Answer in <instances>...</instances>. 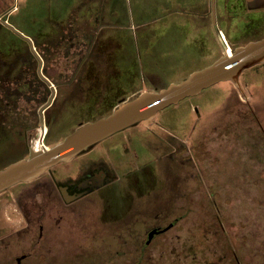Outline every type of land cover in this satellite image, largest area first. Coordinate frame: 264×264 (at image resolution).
Here are the masks:
<instances>
[{
  "label": "rangeland",
  "instance_id": "1",
  "mask_svg": "<svg viewBox=\"0 0 264 264\" xmlns=\"http://www.w3.org/2000/svg\"><path fill=\"white\" fill-rule=\"evenodd\" d=\"M213 1L215 12L202 18L158 6L159 20L137 26L129 12L122 14L128 27L107 31L115 43L111 68L137 79L134 87L123 81L126 92L162 88L209 66L222 55L221 35L232 48L239 30L249 31L241 45L264 37V0H247L238 10L247 12L246 19L233 13L242 0ZM10 29L0 30V74L20 73L29 47L36 70L39 59L24 30ZM65 51L66 58H82L69 54L68 46ZM74 67L48 65L57 88L53 110L59 109L47 139L51 146L111 113L123 96L107 78L99 87L72 80ZM32 81L31 95L22 87L4 98L16 107L0 122V169L27 153L23 143L28 138L31 144L40 128L39 111L51 89ZM240 83L242 90L220 81L133 126L131 139H105L42 179L0 192V264H264V63L245 69ZM99 158L118 163L119 181L91 201L48 204L59 177L80 174ZM153 227L157 235L150 239Z\"/></svg>",
  "mask_w": 264,
  "mask_h": 264
},
{
  "label": "water",
  "instance_id": "2",
  "mask_svg": "<svg viewBox=\"0 0 264 264\" xmlns=\"http://www.w3.org/2000/svg\"><path fill=\"white\" fill-rule=\"evenodd\" d=\"M5 24L14 29L8 22L5 21ZM25 39L29 41L32 51L40 61V75L50 83L49 78L41 72L43 60L32 38L25 36ZM223 43L224 53L209 66L194 71L181 82L170 83L162 88L144 90L132 98L121 99L111 113L80 124L64 139L52 146L37 145L43 130L41 128L29 147L28 157L12 161L0 169V192L19 183L36 180L52 167L72 161L76 156L88 151L103 140L141 121L154 119L160 110L177 104L187 97L196 96L220 81L232 82L242 90L240 76L243 71L264 63V37L250 40L234 49H230L226 42ZM55 95L56 89L53 86L48 101L40 109L41 112L53 102ZM62 191L64 196L70 199L66 189ZM155 232L156 229L150 231V239Z\"/></svg>",
  "mask_w": 264,
  "mask_h": 264
},
{
  "label": "crops",
  "instance_id": "3",
  "mask_svg": "<svg viewBox=\"0 0 264 264\" xmlns=\"http://www.w3.org/2000/svg\"><path fill=\"white\" fill-rule=\"evenodd\" d=\"M241 2L243 4L239 6H247V0ZM158 6H166L176 14L187 13L201 18L210 14L212 9L215 12L213 0H0V30L10 29L5 24L6 21L15 29L24 30V34L33 41L34 38L41 40L55 35L60 43V40H64L63 31L73 29L75 37L66 47L68 46L72 56L78 54L82 57L77 63H74L75 58L70 59V55L67 58V65L71 63L72 67L75 66L73 76L81 71L86 61L95 71V75L131 76L111 68L112 44L115 43L107 30L115 27L127 28V22H122L121 18L122 14L128 12L131 15L130 20L136 21L137 26L150 21L154 23L161 16L156 13ZM17 13L21 16H15ZM28 30L35 31L29 33ZM59 32L62 36L57 35ZM153 33L158 36V30ZM62 44L65 45V42ZM11 52V58L15 57L16 48L11 49ZM0 55L5 56L1 50ZM64 58L60 59L61 66ZM10 59L7 57V60ZM136 91L139 92V88L131 90L130 93Z\"/></svg>",
  "mask_w": 264,
  "mask_h": 264
},
{
  "label": "flooded vegetation",
  "instance_id": "4",
  "mask_svg": "<svg viewBox=\"0 0 264 264\" xmlns=\"http://www.w3.org/2000/svg\"><path fill=\"white\" fill-rule=\"evenodd\" d=\"M240 8L238 10H241V9H245L246 6H239ZM234 11L233 13L235 15H237L238 17H240V19H246L247 17V12L245 10H242V11ZM232 13V12H231ZM242 35L240 36H237L238 38H236L237 42L235 41L236 43V46H234L233 48L227 44L229 46L230 49H234L235 47L241 45V39L242 37L246 36L247 32L243 33L241 30H239ZM222 42H221V46H222V54L224 53V43L223 42H226L228 43L227 41L229 40L228 38V35L224 38L222 35ZM34 42V41H33ZM247 43V42H246ZM35 46V44H34ZM36 48V46H35ZM37 50V48H36ZM28 51L31 52L30 50V47L28 48ZM27 53L26 54V59L24 60V62L22 63V66L21 69H20V73L18 74H11L9 76H5V74H0V91L2 92H8V94H12L14 92V90H20L22 87H24V93L31 95V92L33 91V85L30 84L31 83V78L32 77H36V79H40L41 81H43L45 84L43 85L45 88L49 87L51 89V92H52V87H53V82L50 81V83L45 80L39 73V63L40 61L38 62V66L36 68V70H34V68H32V57H31V54ZM38 52V50H37ZM39 53V52H38ZM17 54V53H16ZM40 54V53H39ZM41 56V55H40ZM16 57V56H15ZM42 60H43V65H42V68H41V72L42 74L49 78L47 75H46V61L45 59L41 56ZM16 61V59H14ZM17 60H20L19 57H17ZM14 64H12V70L15 69V66ZM13 72V71H12ZM75 77V76H73ZM122 76H118V75H115V76H110V77H107L108 81L110 80L111 82H116L117 84H119V88H123L125 87V85H123V81H125L126 85L128 87H134L135 86V82H136V76H124L123 78H126L125 79H122V82H120V78ZM50 80V79H49ZM40 83V81H39ZM41 84V83H40ZM51 84V85H50ZM35 86V84H34ZM42 86V84H41ZM55 87V86H54ZM156 88H160V87H154V89ZM56 91H57V88H55ZM125 90V88H123ZM142 88L139 87V92H133V93H130L129 94H123V96H119V98L116 100V105L120 102L121 99L123 98H132L133 96L137 95L138 93H140ZM12 92V93H11ZM136 93V94H134ZM134 94V95H132ZM55 98H56V95H55ZM55 98L53 99V102L45 107L43 109V111H39V118H40V128L38 129V131L42 128V143L39 142V138H38V146H43V145H46V146H51L47 143V139H48V136L50 134V131L52 129V126L53 124L55 123L56 121V118L58 116V113H59V109L57 111H54L53 109V105H54V102H55ZM49 99V98H48ZM48 101V100H47ZM46 101V102H47ZM45 102V103H46ZM10 103V102H8ZM43 103V105L45 104ZM41 105V107L43 106ZM115 105V106H116ZM41 109V108H40ZM153 120V119H152ZM152 120H147V121H152ZM0 122H2L0 120ZM141 122H145V121H141ZM141 122L137 123L136 125L134 126H137L139 125ZM147 124H145L146 126ZM31 127L29 125V123L23 128V132H24V136L27 135V133L29 131H31ZM132 127L128 128V129H125L124 131H121L109 138H107L106 140L108 139H112L113 137L117 136V135H122V138L123 139H128L130 138L131 139V135H130V131H128L129 129H132ZM146 128L150 129L151 127L150 126H147ZM38 131L35 133V135L38 133ZM35 135L33 136V139L35 137ZM168 135H173L171 133H168ZM159 138L161 139V136H159ZM33 139H32V143H33ZM40 139V140H41ZM166 140V138H165ZM23 140H21L22 142ZM28 141V138L25 140V142L23 143L25 147H27V153L24 154V156L20 157L19 159L21 158H24V157H28L29 155V147L30 145L32 144H26V142ZM40 143V144H39ZM94 147V146H93ZM92 147V148H93ZM91 150V149H89ZM88 150V151H89ZM126 150H129L128 147L126 148ZM86 151V152H88ZM85 153V152H83ZM81 153V154H83ZM27 154V155H26ZM81 154H79L78 156H80ZM76 156L72 161L70 162H67V163H71L73 162L74 160H76V158L78 157ZM121 164V162H119ZM8 164V163H7ZM6 164V165H7ZM5 165V166H6ZM123 165V163L121 164ZM4 166V167H5ZM57 166V165H56ZM54 166V167H56ZM52 167L51 169L47 170L44 174H42L39 178H37L36 180L32 181V182H25V183H33L39 179H42L45 175H47L48 173H50V171L54 168ZM118 163L116 161H113L112 159L109 158V160H105V158H99V159H96V160H93L90 162V166L87 167V168H84L82 167L81 169H83L80 174H77L75 176H67V177H59L61 178V180H58L54 185H53V189H51V191L48 192V196L51 200L50 203H48L50 206L53 204L54 206H58V205H71L72 203H75L77 201H91L93 199V195L96 194V192H98L100 194L101 190L103 189H106L108 188L109 186H111L112 184L116 183L117 181H119V175H118ZM56 176V175H55ZM51 179H54V176H49ZM50 179V181H51ZM60 183V184H58ZM21 184V183H19ZM58 184V185H57ZM18 185V184H17ZM16 186V185H15ZM66 189L68 195L70 196V199H67L64 194H63V191L62 189ZM55 193L56 195H58L57 197H55ZM92 195V196H91ZM32 198V197H31ZM50 210V208L46 207L44 213H45V216H46V213L47 211ZM27 219V218H26ZM45 219V218H44ZM28 220V224H27V227L28 228H31V221L29 219ZM2 222V220H1ZM31 224V225H30ZM42 226H43V222H42ZM153 229H156L155 227H153L151 229V231ZM42 230V228H41ZM159 233V232H158ZM157 235V234H155Z\"/></svg>",
  "mask_w": 264,
  "mask_h": 264
},
{
  "label": "trees",
  "instance_id": "5",
  "mask_svg": "<svg viewBox=\"0 0 264 264\" xmlns=\"http://www.w3.org/2000/svg\"><path fill=\"white\" fill-rule=\"evenodd\" d=\"M63 33L64 34H62V35H64V40L63 41H61L60 40V43H58V38L54 35V36H49V37H46V38H44V39H35L34 38V43H35V46H36V48H37V50H38V52L41 54V56L45 59V61H46V70H47V72H48V65L50 64V63H57V65H60L61 66V64L59 63L60 62V59L62 58V57H65L67 54H66V51H65V48H64V46H66V45H68V44H70V43H72V41H73V38L75 37V34H74V31H73V29H65L64 31H63ZM58 36H62L61 35V32H59L58 34H57ZM61 38V37H60ZM59 38V39H60ZM62 42H65V45H63L62 44ZM73 45V44H72ZM75 46V45H74ZM29 52L30 51H28V54H29ZM30 54H31V52H30ZM63 55H65V56H63ZM69 56V55H68ZM31 57H32V59H34V57L32 56V54H31ZM35 61H36V59H34ZM87 63H85L84 64V66L82 67V69H81V71H79L78 72V74L77 75H75V77L72 79V80H74V79H76V78H78V81H79V83H81V82H90V84H91V82H94L95 84H96V87H99L100 85V83L101 82H99L102 78H107V77H104V76H101V75H95V71H93L92 70V68H90L88 65H89V63H88V61H86ZM33 63V62H32ZM69 62H68V60H67V58L65 57L64 58V64H68ZM76 63H77V61H76ZM61 67H63V64H62V66ZM47 72H46V75H47ZM96 74H97V72H96ZM50 75V74H49ZM49 75H47L48 77H50ZM31 80V83L30 84H32L33 86H34V83H33V81H32V78L30 79ZM38 81H40V83L42 84V85H44L45 83L43 82V81H41L39 78H38ZM103 81V80H102ZM108 83H109V81H108ZM107 83V84H108ZM89 84V85H90ZM111 85H112V87L114 88L115 86H117L118 84L116 83V82H111ZM59 86H62V84L60 83L59 84ZM120 87H122V86H120ZM49 88V87H48ZM47 88V89H48ZM124 88V87H123ZM123 88H119V89H117V90H121V92H123V94H128L129 93V91L128 92H126ZM88 90V91H87ZM86 91L87 92H89V93H92V91H98V88H96V89H91V88H89L88 89V87H87V89H86ZM95 92V93H96ZM120 92V93H121ZM116 94H118V93H116ZM8 95L9 94H7V92H2V91H0V120L3 122L6 118H7V116H6V114L8 115V116H10V109H15L14 108V106H15V104L14 103H11V100H10V104L8 103V102H4V98H5V96H7L8 97ZM119 95H121V94H119ZM98 101H101L100 99L98 100ZM115 102V101H114ZM116 104V103H115ZM5 107H8V110H7V112L6 111H4V109H5ZM16 107V106H15ZM12 115V114H11ZM9 118V117H8ZM219 223H220V221H219ZM154 236H156V235H154ZM149 244V243H148ZM225 260V259H224Z\"/></svg>",
  "mask_w": 264,
  "mask_h": 264
},
{
  "label": "bare ground",
  "instance_id": "6",
  "mask_svg": "<svg viewBox=\"0 0 264 264\" xmlns=\"http://www.w3.org/2000/svg\"><path fill=\"white\" fill-rule=\"evenodd\" d=\"M42 134V133H41ZM37 145H38V141H37Z\"/></svg>",
  "mask_w": 264,
  "mask_h": 264
}]
</instances>
